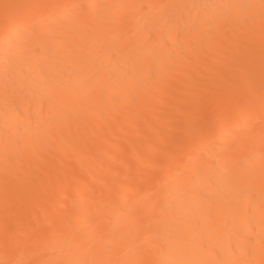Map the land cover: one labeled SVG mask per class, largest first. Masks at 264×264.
Instances as JSON below:
<instances>
[{
	"label": "bare ground",
	"instance_id": "6f19581e",
	"mask_svg": "<svg viewBox=\"0 0 264 264\" xmlns=\"http://www.w3.org/2000/svg\"><path fill=\"white\" fill-rule=\"evenodd\" d=\"M0 264H264V0H0Z\"/></svg>",
	"mask_w": 264,
	"mask_h": 264
}]
</instances>
